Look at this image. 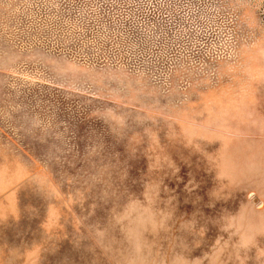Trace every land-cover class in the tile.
I'll use <instances>...</instances> for the list:
<instances>
[{"label":"rangeland","instance_id":"1","mask_svg":"<svg viewBox=\"0 0 264 264\" xmlns=\"http://www.w3.org/2000/svg\"><path fill=\"white\" fill-rule=\"evenodd\" d=\"M0 264H264V0H0Z\"/></svg>","mask_w":264,"mask_h":264}]
</instances>
